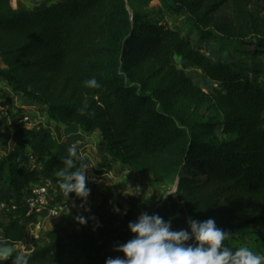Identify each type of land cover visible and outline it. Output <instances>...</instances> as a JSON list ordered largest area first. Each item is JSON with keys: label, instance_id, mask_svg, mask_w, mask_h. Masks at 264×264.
I'll use <instances>...</instances> for the list:
<instances>
[{"label": "trees", "instance_id": "trees-1", "mask_svg": "<svg viewBox=\"0 0 264 264\" xmlns=\"http://www.w3.org/2000/svg\"><path fill=\"white\" fill-rule=\"evenodd\" d=\"M136 1L57 0L14 9L0 0L6 64L0 76L29 102L46 104L54 122L99 132V148L112 160L99 163L98 175L119 161L176 180L187 219L214 218L232 233L228 247H240L238 235L264 253V86L249 75L263 70L264 0H159L158 13L137 9ZM160 13L184 16L190 31L159 24ZM205 44L215 51L204 52ZM174 55L200 70L197 81ZM92 77L100 88L84 85ZM10 102L7 97L0 106ZM9 133L13 147L0 156V183L21 197L40 180L39 169L61 192L56 173L68 148L51 129L18 119ZM78 163L90 164L83 157ZM33 218L0 215V246L12 248L0 264H12L16 254L28 255L29 264H105L123 240L114 232L66 235L56 228L22 250ZM172 224L188 228L187 220Z\"/></svg>", "mask_w": 264, "mask_h": 264}, {"label": "rangeland", "instance_id": "rangeland-1", "mask_svg": "<svg viewBox=\"0 0 264 264\" xmlns=\"http://www.w3.org/2000/svg\"><path fill=\"white\" fill-rule=\"evenodd\" d=\"M20 1H26L27 6ZM54 1L55 0H19L17 4L16 0H10V4L14 9L20 7L39 8L46 6ZM135 5L137 9H141L149 13H152V11L154 13H158L162 9L159 0H137L135 2ZM157 17L159 18V24L168 22L171 26L179 27L183 33H187L191 29V24L187 22L182 15H166L163 17L162 13H160L157 14ZM190 35L192 41L196 42L198 39V32L196 30H193ZM202 50L207 53H213V51H215V48L212 44H205L202 46ZM230 58H232L233 60H237L241 59V56L237 54H231ZM172 61L179 68L183 69L187 74L193 77L194 80L197 81L201 76V72L197 67L192 66L188 62L182 61L179 56L174 55L172 57ZM258 61L261 63L263 70L257 74L249 73V75L257 84L264 86V56L259 57ZM4 65L6 67L5 63ZM2 80L6 81L3 77ZM210 87L211 86L203 85V88L205 90H209ZM9 89L13 90V87L10 83ZM0 90L3 92L2 97H5V99L7 97H10V95L7 94L8 89H6L4 85L0 87ZM13 92L16 93L14 90ZM36 103L37 105L40 104V107H35L33 108V110H29V112L27 113L23 112V109L20 107V103L18 104L19 107L14 105L13 109H10L7 106L10 111L9 117L5 121H1L0 119V156L3 154V151L5 149L1 141L3 142L11 139L10 133L8 132L9 118L11 121L14 120L17 115L20 117L22 115H28V117H30V120H32L33 117H36V115L38 114L37 112L39 111L40 115L44 116L48 123L50 121H53L49 118L47 105L44 103ZM31 111H36V115ZM50 125L52 127H55L57 123L55 124L54 122H52ZM4 128L5 130L2 132ZM52 132L54 131L52 130ZM87 157L88 159H91L88 166L89 169L87 170L89 180L86 184V186L91 189L86 205V207L90 208V211L85 212L83 208L79 207L81 201L75 196V193H70L69 198L67 199L63 195L62 191L57 192L56 190H54L55 197H58L59 200L63 201L66 205L64 211L58 214L43 211L38 213L37 215H34V218L28 222L27 237L25 241H23V243L19 245V248L25 250L27 245L31 246L35 242L40 241L45 237L46 233L49 230L56 228H58L66 235H73L82 230H95L97 234H110L114 232L123 237V240L120 243H125L133 236L128 228L129 221H135L142 212H148L150 215L159 214L165 220L171 219V221L173 220L179 223L186 222L187 217L185 208L183 206V203L176 197V180H159L153 177V175L151 174L142 173L119 161L113 162V169L111 172L103 175H98L96 173V170L97 168H99V163L111 161V156L108 153L104 152L102 149L98 148L97 152L90 149V151L87 152ZM27 163L31 168L38 167L37 164L34 163V160L30 157ZM37 174L40 175V178L44 176L40 173L39 169H37ZM0 196H2L4 200L14 198L10 194L8 186L2 183H0ZM73 201L75 202L76 206H73ZM114 207H119L121 209V213L114 212ZM125 209L127 210L126 214H123ZM0 215H2L3 219L10 216L5 214ZM78 215H83L88 218L85 225H80L78 222H76L75 217ZM171 226L172 229L179 230L174 224H171ZM234 238L235 242L239 246L246 245L253 250H258L259 248L258 243L253 239L242 241L240 239V236L238 235L234 236ZM73 242H75V240H73ZM5 248L8 249L11 254L12 248ZM110 254V257L112 258H115L117 256L123 257L124 255L123 253H119L114 250L113 252H110ZM75 264H83V261H81V263L76 262Z\"/></svg>", "mask_w": 264, "mask_h": 264}, {"label": "clouds", "instance_id": "clouds-1", "mask_svg": "<svg viewBox=\"0 0 264 264\" xmlns=\"http://www.w3.org/2000/svg\"><path fill=\"white\" fill-rule=\"evenodd\" d=\"M84 85L101 87L95 77L84 81ZM79 160L82 157L78 155L76 145H70L68 155L62 158L63 167L56 173L57 182L67 199L70 193H75L81 201L79 207L88 212L90 208L86 205L91 189L86 184L89 168L78 163ZM73 206H76L74 201ZM113 211L121 213L119 207H114ZM87 219L83 215L75 217L80 225H85ZM171 224V219L165 220L159 214L142 212L135 221L128 223L133 236L114 247V251L124 254L123 257H108L105 264H264V253L246 245L235 249L228 247L224 242L232 233L218 227L214 218L198 221L189 217L188 228L179 230L172 229ZM9 256V250L0 246V262ZM12 264H29V256L16 254L12 257Z\"/></svg>", "mask_w": 264, "mask_h": 264}, {"label": "crops", "instance_id": "crops-1", "mask_svg": "<svg viewBox=\"0 0 264 264\" xmlns=\"http://www.w3.org/2000/svg\"><path fill=\"white\" fill-rule=\"evenodd\" d=\"M57 1V0H55ZM17 4L19 2V0H16ZM21 2V1H20ZM21 3H23L24 5L27 6V2L26 1H22ZM5 68L4 62L0 57V69ZM8 82L2 80V77H0V87L1 86H5L6 89H8L7 94L10 95L11 97V102L10 104H8L7 106L10 109H13L14 105L19 107V103L21 104L20 107L23 109L24 113L29 112V110H33V108L38 106L40 107V104L37 105L36 102H29L28 100H26L22 95L16 94L13 92L12 89H9V83ZM3 92L0 90V101L4 100L5 97H2ZM27 105V106H26ZM32 108V109H30ZM32 113L34 112L36 115V111H31ZM38 114L36 115V117L32 118V124L30 126H28L29 128H47V129H51L53 130V135L54 137L58 140V143L63 144L64 146H66L67 148H69L70 145L75 144L77 149H78V155H80L81 157L87 159L89 162L91 159H88L87 157V152L90 151V149L95 150V152H97L98 147V143H99V133L97 131L94 132H85L83 131L79 125L75 124V123H69V124H60L57 123V125H55V127H52L50 124L54 121H50L49 123L46 121L44 116H41L39 111L37 112ZM20 116H16V120H19ZM7 119H1V121H5ZM9 121V130H10V118L8 119ZM56 124V122H54ZM5 130V128L2 130V132ZM9 132V131H8ZM94 136V137H93ZM97 138V139H95ZM7 141V142H6ZM6 141H1L2 145L4 146V151L3 154L9 150L12 149L13 147V142L11 141V139L6 140ZM6 142V143H4ZM84 149V151H83ZM2 154V155H3ZM10 194L12 196H16L13 193L10 192ZM2 217V215H1ZM26 239V238H25ZM24 239V241H25ZM27 242V241H26ZM23 241L20 243L22 244ZM19 244V245H20ZM28 246V245H27ZM19 247V246H18Z\"/></svg>", "mask_w": 264, "mask_h": 264}, {"label": "built area", "instance_id": "built-area-1", "mask_svg": "<svg viewBox=\"0 0 264 264\" xmlns=\"http://www.w3.org/2000/svg\"><path fill=\"white\" fill-rule=\"evenodd\" d=\"M9 115L8 107L0 106V119H7ZM19 120L27 127L32 124L28 115H22ZM54 190L52 181L43 176L39 181L31 183L28 192L21 197L13 196V199L4 200L0 196V214L25 218L43 211L53 214L63 212L66 205L58 197H55Z\"/></svg>", "mask_w": 264, "mask_h": 264}]
</instances>
